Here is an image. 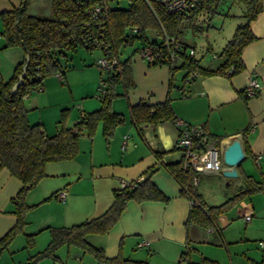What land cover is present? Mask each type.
I'll use <instances>...</instances> for the list:
<instances>
[{
	"label": "crops",
	"instance_id": "1",
	"mask_svg": "<svg viewBox=\"0 0 264 264\" xmlns=\"http://www.w3.org/2000/svg\"><path fill=\"white\" fill-rule=\"evenodd\" d=\"M19 3L20 0H0V13L17 7ZM29 12L49 17L51 0H35ZM250 30L255 39L242 51L244 68L232 77L194 73V77L187 80L186 71L171 72L167 65L149 66L138 53L132 55L130 66L134 85L125 90L119 84L117 96L111 104L112 110L123 116V123L114 129L108 143L104 141L101 130L92 138L84 135L79 139V152L73 159L45 166L47 176L25 195V203L34 207L25 214L23 232L6 248L0 249V264L28 262V258L30 260L43 251L51 239L48 228L70 227L99 217L112 204L114 190L141 179L143 173L152 167L157 168L153 183L169 201H129L119 221L105 235H90L87 241L102 248L107 258L119 256L142 264H200L191 261L190 257L192 225L187 223L190 202L179 196V185L161 163L181 159L175 149L177 130L172 122L156 127L150 124L137 126L131 119L129 107L140 100L156 104L170 97L175 118L201 126L209 141L223 147L234 139L241 143L244 158L236 167V178L226 179L222 174H211L202 175L201 179L222 176L225 185L236 191L244 188L246 177L264 185V9L250 24ZM4 44L0 35V45ZM126 55H130L127 49L124 57ZM24 58L23 53L22 61ZM253 78H256L260 89L253 96L246 97L245 88ZM53 79L43 80V93L26 105L38 108V112L29 113L27 118L30 123H39L48 137L59 132L63 110H66L65 127L72 128L83 114L96 111L101 106L98 97L97 100L90 98L97 84L96 77L86 85L88 90L85 94L78 97L71 93V101H64L57 95L58 84L68 86L70 83L69 73L65 72L60 82ZM83 97L84 100L76 105L77 100ZM57 105L64 108L60 113L55 107ZM162 151L167 153L160 162L154 152ZM200 178L197 192L204 201L200 187L203 190L205 187L204 183L200 185ZM21 188L22 182L0 165V239L16 223L13 200ZM59 191H65L63 202L56 198ZM52 194L54 197L42 202ZM251 210L255 211L253 207ZM249 222L244 221L245 224ZM208 230L212 232V229ZM28 236H33L31 246L27 244ZM144 241L148 244L138 247ZM72 253H77V264H103L84 260L87 254L79 249L75 248Z\"/></svg>",
	"mask_w": 264,
	"mask_h": 264
},
{
	"label": "trees",
	"instance_id": "2",
	"mask_svg": "<svg viewBox=\"0 0 264 264\" xmlns=\"http://www.w3.org/2000/svg\"><path fill=\"white\" fill-rule=\"evenodd\" d=\"M34 1L20 0L17 7L0 13V35L4 39V47H19L24 56L29 58L24 83L14 94L11 93V88L22 72L25 58L15 66L10 78L0 83V165L22 182V188L13 200L16 223L0 239V249L6 248L23 232L25 214L34 207L25 203V195L47 176L45 166L48 163L73 159L79 152V139L83 135L92 138L99 126L103 138L108 143L114 129L123 123V116L114 112L111 104L117 96L116 87L119 84H122L125 90L134 85L130 66L132 55L138 53L144 46H151L157 56L152 62L147 63L149 66L167 65L171 72L178 69L186 71L187 80L193 78L194 73L200 76L232 77L244 68L241 60L242 51L255 39L250 24L264 9V0H201L187 14L168 10L159 0H127L125 8L111 7L109 4L111 0H51V15L40 17L29 12ZM235 2L243 5L245 23L236 30L232 40L222 50L220 55L222 62L218 66L200 67L194 55L190 56L187 52V45L180 41L183 29L194 26L198 19L209 20L219 14L223 4ZM148 31L154 32L160 39H149L146 34ZM165 37L173 38L181 46L173 60L168 59L164 45ZM135 40L139 42L137 48L133 49L130 55L121 57V48L130 46ZM78 48L88 52L99 50L100 58L108 60L116 58L117 64L113 74H109L95 62L101 73L99 82H105L106 85L104 92L98 94L100 108L83 114L72 128L65 127L66 110H63L59 132L48 137L39 123L29 122L27 115L30 110L25 105V99L32 93L31 89L38 85L42 86L43 79L48 76L60 75L59 80L62 81L70 54L75 53ZM129 112L137 126L150 124L156 127L161 123L172 122L175 118L170 97L156 104L140 100L129 107ZM154 153L161 162L167 152ZM161 163L179 185V196L190 202L187 220L190 225L207 226L218 213L237 199L252 193L264 192V185L246 177L244 188L238 190L224 204L210 208L211 212L198 194L197 186L193 185L195 173L183 168L181 159ZM156 171L157 168L152 167L143 173L141 179L114 190L112 204L99 217L70 227L48 228L50 242L42 252L31 258L33 263L45 257L55 258L54 252L59 247L67 246L75 247L103 264H142L119 256L107 258L103 249L91 245L87 237L105 235L119 221L129 201L167 203L169 199L153 183ZM55 194L42 202L48 201ZM32 242L33 236H28V246H31ZM204 260L210 264H217Z\"/></svg>",
	"mask_w": 264,
	"mask_h": 264
},
{
	"label": "rangeland",
	"instance_id": "3",
	"mask_svg": "<svg viewBox=\"0 0 264 264\" xmlns=\"http://www.w3.org/2000/svg\"><path fill=\"white\" fill-rule=\"evenodd\" d=\"M109 4L111 7L125 8L127 7V0H111ZM244 14L243 5L240 3L223 4L219 14L209 20L198 19L194 26L183 29L180 41L187 45V52H190L192 48L195 60L198 61L200 67L214 68L222 62V57L220 56L222 50L232 40L236 30L245 23ZM146 34L151 40L160 39V36L155 35L152 31H148ZM138 45L139 42L135 40L130 46H123L120 50L121 57H124L125 49H127V53H130ZM22 56L23 51L19 47L5 48L4 45H0V83L9 79L14 67L22 61ZM100 57L98 50L88 52L83 48H78L75 53L70 54L66 68V73H69L70 76V83H67L68 86L66 84L64 86L58 84L60 89H57V95L62 96L61 98H64V101H71V93L80 97L88 90L86 85H89L91 79L96 77L97 84L93 95L90 97L91 99H96L98 94L102 93L99 90L100 80H98V75L101 73L95 65V62ZM48 78H54L53 80L60 82L57 75L48 76L43 80L45 81ZM43 85L44 83L42 82ZM69 87H71V90ZM42 93L43 91L32 92L25 99V105L32 98H36ZM83 100L84 97L79 98L76 105H79V102ZM26 107L30 110L29 113L38 112V108ZM55 107H57L59 113L64 109L58 108L59 105ZM100 130V127H98L96 133L100 134ZM200 182V185L204 183V190L202 186L200 190L202 191L205 205L209 209L224 204L237 193L232 187L225 185L226 181L223 180L222 176L218 179L200 178ZM252 207L255 210L253 212L251 210ZM210 211L212 212L211 209ZM247 215H250L252 221L245 224L243 218ZM208 229H212V232ZM191 231L192 249H190V257L194 263L210 264L204 260L206 259L217 264H257L260 261L261 264H264V252L258 247V242L264 241V193H252L237 199L229 207L218 213L213 218V222L203 227L192 224ZM89 242L91 243V241ZM61 248L60 251L56 250L54 252L55 258L45 257L38 260L37 263H33L31 257L30 260L29 258L26 260L28 262H21V264H77L79 260L75 258L77 253H72L75 247L63 246ZM84 260L96 262L88 254L85 255Z\"/></svg>",
	"mask_w": 264,
	"mask_h": 264
},
{
	"label": "built area",
	"instance_id": "4",
	"mask_svg": "<svg viewBox=\"0 0 264 264\" xmlns=\"http://www.w3.org/2000/svg\"><path fill=\"white\" fill-rule=\"evenodd\" d=\"M149 1V0H145ZM168 10L187 14L188 11L198 4L201 0H159ZM98 11V10H97ZM97 43V42H96ZM100 45V44H97ZM164 45L166 48L168 59L173 60L181 49V46L173 38L165 37ZM139 56L146 62L150 63L156 59L155 50L151 46H144L138 51ZM190 56L194 55L193 50L189 52ZM117 59L111 60L100 58L96 61V65L106 73L113 74ZM232 70V69H231ZM196 75V74H194ZM58 79H61L60 75H57ZM105 82L100 83V90L104 92ZM260 86L253 78L245 88V96H253ZM43 86L38 85L31 89V92H42ZM28 98V96L26 97ZM177 130V138L175 142V149L178 150L182 166L185 169H190L195 173L193 178V185L197 186L199 177L202 175L221 174L223 170L228 167L223 162V151L226 147L221 144H214L209 141L204 134L203 128L198 125H191L179 118H174L172 121ZM124 146V145H123ZM56 198L58 201L63 202L65 199V191L57 192ZM251 220L250 216L244 218L245 222ZM148 242L144 241L139 244L138 247L147 245ZM258 247L264 252V241L258 242Z\"/></svg>",
	"mask_w": 264,
	"mask_h": 264
},
{
	"label": "water",
	"instance_id": "5",
	"mask_svg": "<svg viewBox=\"0 0 264 264\" xmlns=\"http://www.w3.org/2000/svg\"><path fill=\"white\" fill-rule=\"evenodd\" d=\"M29 58L25 57V64L22 68L21 74L18 76V80L13 84L11 88V93L14 94L17 89L24 83V78L26 76V70L28 67ZM244 158V152L241 143L238 139L232 140L223 151V162L228 167L226 170L222 171V176L226 179L236 178L237 171L236 167Z\"/></svg>",
	"mask_w": 264,
	"mask_h": 264
}]
</instances>
